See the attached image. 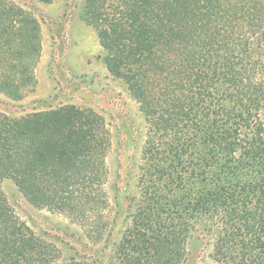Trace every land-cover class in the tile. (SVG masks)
Wrapping results in <instances>:
<instances>
[{"label": "trees", "instance_id": "obj_1", "mask_svg": "<svg viewBox=\"0 0 264 264\" xmlns=\"http://www.w3.org/2000/svg\"><path fill=\"white\" fill-rule=\"evenodd\" d=\"M83 20L145 121L117 264H183L201 227L215 264H264V0H85ZM41 38L30 11L0 0V95L35 90ZM110 145L103 117L74 105L0 113V264H89L62 261L1 184L100 243L112 226Z\"/></svg>", "mask_w": 264, "mask_h": 264}, {"label": "rangeland", "instance_id": "obj_2", "mask_svg": "<svg viewBox=\"0 0 264 264\" xmlns=\"http://www.w3.org/2000/svg\"><path fill=\"white\" fill-rule=\"evenodd\" d=\"M11 1L30 11L39 21L41 54L34 71L35 90L18 102L0 95V113L18 118L74 105L103 117L111 141L106 160L110 234L102 242L92 243L66 216L31 206L11 181L4 180L1 188L17 217L36 236L54 245L62 261L117 264L115 248L126 225L128 201L138 195L146 132L143 115L123 82L106 70L96 32L83 20L85 0H55L49 5L38 0ZM209 228L215 231L217 223L212 222ZM202 229L194 230L188 239L183 264H215L212 233Z\"/></svg>", "mask_w": 264, "mask_h": 264}]
</instances>
